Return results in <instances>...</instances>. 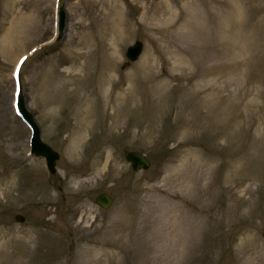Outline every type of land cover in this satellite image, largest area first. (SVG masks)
<instances>
[{
    "label": "rangeland",
    "instance_id": "374dc122",
    "mask_svg": "<svg viewBox=\"0 0 264 264\" xmlns=\"http://www.w3.org/2000/svg\"><path fill=\"white\" fill-rule=\"evenodd\" d=\"M135 40L143 52L122 67ZM20 55L22 99L59 152L55 174L27 154L11 107ZM92 57L112 59L108 83V66L80 67ZM258 60L264 0H0V264H264ZM109 92L130 120L107 108L80 124L78 110ZM131 149L148 170L132 171Z\"/></svg>",
    "mask_w": 264,
    "mask_h": 264
},
{
    "label": "bare ground",
    "instance_id": "6f19581e",
    "mask_svg": "<svg viewBox=\"0 0 264 264\" xmlns=\"http://www.w3.org/2000/svg\"><path fill=\"white\" fill-rule=\"evenodd\" d=\"M6 34H8V33H6ZM118 35H121V33H119ZM7 38H10V37H7ZM80 56H82V55L79 54V56H77V57L79 58ZM112 62L113 61L111 59V61H109L110 64H107L103 60V58H101V57L99 59L92 57V58H89L84 63L80 62L79 65H80V67H83V69H85V70H89L90 71L91 68L95 69V70H98L99 71V76L102 75L103 68L105 66H108L109 74L107 75L106 81H105V83H108L111 80V76H112L110 71L113 70V67H114L113 66L114 63H112ZM140 66H143L145 68V65L140 64ZM204 72H205V70H204L203 66L201 65L199 70H198V75L200 76ZM256 73H257L258 76H260V78H262L264 76V63L261 60H258V67H257ZM101 80H103V78H101ZM128 82L130 83L131 79L130 80L128 79ZM130 85H131L130 90H131V88H133V87L135 88L136 87L134 82H131ZM127 87H129V86H127ZM104 93H105V91H103V93L100 96H103ZM131 93L133 94V92H131ZM118 99H119V94L117 92L116 93L109 92L108 95L103 99V101H100V108L101 109L96 104L91 102L90 106H87L86 108H84V109H82L80 111L78 110L77 114L80 117L79 123L80 124H87V125L91 124V121L89 120V117L92 116V115H97L98 119H100V115L103 116V117L105 116L107 108H111L112 109V111H110V115L115 116V117L116 116H123V118H125L127 121H129L130 120V117H129L130 112L128 114L126 113L125 104H124L123 107H120V105L117 104V100ZM200 104H201V106L207 105V104H204L202 101H201ZM94 106L98 107L97 111H95ZM92 123L94 124L93 120H92ZM116 123H118V122L116 120H114L113 124H116ZM36 241H37V239H36ZM44 243H45V240H44ZM35 248L39 249V242L38 241H37V245H36ZM38 249H37V251H38ZM38 258H39V253H37V256H36V262H38ZM11 264H15V261H13Z\"/></svg>",
    "mask_w": 264,
    "mask_h": 264
},
{
    "label": "water",
    "instance_id": "95a60500",
    "mask_svg": "<svg viewBox=\"0 0 264 264\" xmlns=\"http://www.w3.org/2000/svg\"><path fill=\"white\" fill-rule=\"evenodd\" d=\"M129 50L131 52L130 57L135 58L139 52V44H136L134 47L130 48ZM21 110L24 114H26L22 106H21ZM35 142H36V153L46 155L48 165L50 169L53 170V160L57 156L56 153L52 152V150L48 146L40 142L38 138V134L36 135ZM127 158L130 159V161L133 163L134 168H138L141 165L143 166L148 165V162L142 156H140L135 152H130ZM103 199L105 198L104 197L99 198V202L101 203Z\"/></svg>",
    "mask_w": 264,
    "mask_h": 264
}]
</instances>
